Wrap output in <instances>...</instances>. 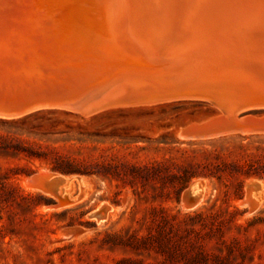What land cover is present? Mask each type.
Returning a JSON list of instances; mask_svg holds the SVG:
<instances>
[{"label": "rangeland", "instance_id": "rangeland-1", "mask_svg": "<svg viewBox=\"0 0 264 264\" xmlns=\"http://www.w3.org/2000/svg\"><path fill=\"white\" fill-rule=\"evenodd\" d=\"M217 111L180 100L0 120V264H264V200L250 214L239 205L248 181L264 184V133L178 135ZM68 161L87 173L53 170ZM38 172L82 175L87 198L52 208L54 198L24 186ZM196 181L205 197L185 210ZM106 207L115 210L104 223L88 217Z\"/></svg>", "mask_w": 264, "mask_h": 264}, {"label": "bare ground", "instance_id": "bare-ground-1", "mask_svg": "<svg viewBox=\"0 0 264 264\" xmlns=\"http://www.w3.org/2000/svg\"><path fill=\"white\" fill-rule=\"evenodd\" d=\"M7 1L0 0V11L17 10L57 26L65 23L67 32L53 34V42L89 64L87 69L110 68L103 69L102 83L88 85L86 99L110 96L112 103L122 106L197 100L215 107L220 118L189 133L179 132L180 137L264 133V117L239 119L233 105L248 102L251 94L256 97L251 105L264 106V18L260 9H247L248 0ZM188 85L192 88L187 89ZM195 183L192 192L199 205L206 184ZM75 186L78 192L69 191L66 206L88 196L83 178ZM253 198V207L247 200L239 201L249 214L264 200L261 181ZM100 210L95 212L106 219Z\"/></svg>", "mask_w": 264, "mask_h": 264}, {"label": "water", "instance_id": "water-1", "mask_svg": "<svg viewBox=\"0 0 264 264\" xmlns=\"http://www.w3.org/2000/svg\"><path fill=\"white\" fill-rule=\"evenodd\" d=\"M246 4L247 9H260V15L264 18V0H248ZM34 19L20 15L17 10L0 11V120H17L42 110H69L88 116L106 108L121 107L112 103L110 96L86 99V93L90 90L88 85L93 88L102 83L103 69L110 68L87 69L89 64L59 49L53 42V34L67 32L65 23L59 22L57 26L56 22L47 24ZM186 88L192 87L188 85ZM233 105L239 110L238 116L254 107L264 108L263 105L255 106L244 101H237ZM218 106L226 113L222 104ZM81 177L38 172L31 175L24 186L54 198L55 203L51 207L55 209L67 207L63 204L64 199L80 183ZM259 183L250 180L245 185L244 200L251 207L255 204L253 193ZM194 184L188 187L182 198L185 210L198 206L199 198L192 192ZM109 210L110 207L104 209V217ZM88 217L95 218L97 222L105 220L95 210Z\"/></svg>", "mask_w": 264, "mask_h": 264}, {"label": "trees", "instance_id": "trees-1", "mask_svg": "<svg viewBox=\"0 0 264 264\" xmlns=\"http://www.w3.org/2000/svg\"><path fill=\"white\" fill-rule=\"evenodd\" d=\"M53 170L61 172V173H65V174H70V173L85 174V173H87L83 169L79 168L76 164H74L73 162H70V161H68V166L62 167L60 165H56L53 167Z\"/></svg>", "mask_w": 264, "mask_h": 264}]
</instances>
